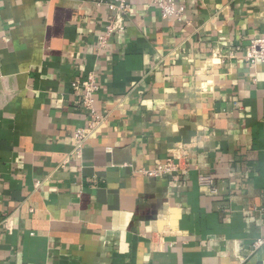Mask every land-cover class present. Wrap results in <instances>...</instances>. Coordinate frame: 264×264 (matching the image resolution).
<instances>
[{
  "label": "crops",
  "instance_id": "obj_1",
  "mask_svg": "<svg viewBox=\"0 0 264 264\" xmlns=\"http://www.w3.org/2000/svg\"><path fill=\"white\" fill-rule=\"evenodd\" d=\"M114 13L0 0V264H264V65L227 58L264 0H138L98 52ZM91 73L105 121L79 150ZM174 153L177 180L144 174Z\"/></svg>",
  "mask_w": 264,
  "mask_h": 264
},
{
  "label": "built area",
  "instance_id": "obj_2",
  "mask_svg": "<svg viewBox=\"0 0 264 264\" xmlns=\"http://www.w3.org/2000/svg\"><path fill=\"white\" fill-rule=\"evenodd\" d=\"M138 0H112L114 15L108 19L105 27V32L100 39V47L98 52L106 47L108 39L112 35H116L125 31L124 16L130 12L133 2ZM159 8L162 15L165 18L180 19L182 10H178L173 3L166 1H159ZM242 53V59L249 64L256 65L261 63L264 65V37L257 38L251 41V43L243 49L240 46L232 48L231 52L227 56L229 59H237ZM73 92L76 98L79 99L80 104L89 111L90 121L86 127L80 128L75 133V139L77 141L78 149L80 150L90 135L105 121L95 106V95L99 91V83L97 76L91 73L83 80H77L72 84ZM181 151L182 150H178ZM180 157L174 153L173 157L168 162L157 169L145 171L144 174L149 178H160L164 176L171 177L177 180L180 172ZM199 182L202 186H213L214 181L206 176H201ZM212 193H216L213 189ZM5 228L7 231L13 230V224L11 221L5 222ZM264 247V238L258 239L254 245V251Z\"/></svg>",
  "mask_w": 264,
  "mask_h": 264
}]
</instances>
